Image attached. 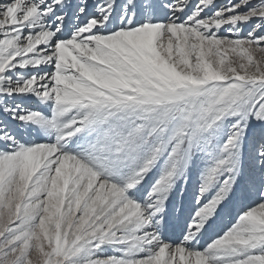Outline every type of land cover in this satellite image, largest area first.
I'll return each mask as SVG.
<instances>
[{
  "label": "snow or ice",
  "instance_id": "6c2138e0",
  "mask_svg": "<svg viewBox=\"0 0 264 264\" xmlns=\"http://www.w3.org/2000/svg\"><path fill=\"white\" fill-rule=\"evenodd\" d=\"M0 264H264V0H0Z\"/></svg>",
  "mask_w": 264,
  "mask_h": 264
}]
</instances>
